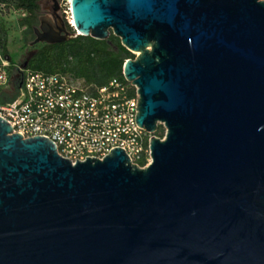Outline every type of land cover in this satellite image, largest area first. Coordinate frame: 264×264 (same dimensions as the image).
<instances>
[{"label":"water","instance_id":"obj_1","mask_svg":"<svg viewBox=\"0 0 264 264\" xmlns=\"http://www.w3.org/2000/svg\"><path fill=\"white\" fill-rule=\"evenodd\" d=\"M72 15L75 33L42 18L33 45L119 38L151 162L73 163L0 117V264H264V0H72Z\"/></svg>","mask_w":264,"mask_h":264},{"label":"built area","instance_id":"obj_2","mask_svg":"<svg viewBox=\"0 0 264 264\" xmlns=\"http://www.w3.org/2000/svg\"><path fill=\"white\" fill-rule=\"evenodd\" d=\"M67 25L75 28L72 0H58ZM4 12V8H0ZM0 13V14H1ZM23 16H26L23 13ZM10 61L0 54V90L10 83ZM139 95L114 79L96 93L70 76L25 72L18 98L0 102V117L25 138L44 136L73 163L104 159L121 148L131 160L151 162L150 140L137 124ZM148 142V147L146 143Z\"/></svg>","mask_w":264,"mask_h":264},{"label":"trees","instance_id":"obj_3","mask_svg":"<svg viewBox=\"0 0 264 264\" xmlns=\"http://www.w3.org/2000/svg\"><path fill=\"white\" fill-rule=\"evenodd\" d=\"M43 0H0V8L8 7L11 2L26 16L19 20V26L35 34L39 23V13ZM71 33L74 29L67 25ZM0 54L9 56L8 39L5 26L0 24ZM136 56L128 51L121 40L114 35L106 41H99L92 37L80 36L65 43L43 44L35 54L24 63L23 70L18 68V63L10 59V83L7 88L0 90V102L9 103L20 95L21 82L25 72L42 73L46 75L70 76L82 82L92 93L110 84L114 79L127 85L132 94L136 93L124 77L123 70L127 60ZM165 128L160 126L155 134L163 139ZM148 147V142L146 143ZM140 167H145L146 161L137 162Z\"/></svg>","mask_w":264,"mask_h":264},{"label":"rangeland","instance_id":"obj_4","mask_svg":"<svg viewBox=\"0 0 264 264\" xmlns=\"http://www.w3.org/2000/svg\"><path fill=\"white\" fill-rule=\"evenodd\" d=\"M5 7L4 12L0 14V24L5 26L8 39L9 56L4 57L10 61L13 59L18 63V68L23 70L24 63L31 58L35 52L40 49L43 44L33 45L36 40V35L32 34L26 28L19 26V20L24 18L23 12L16 8V4L11 2ZM53 8L52 0H43L41 2V11L39 19L50 18L51 10ZM63 15V13H62ZM65 21V17L63 15ZM67 24V23H66ZM40 27V22L36 28Z\"/></svg>","mask_w":264,"mask_h":264},{"label":"flooded vegetation","instance_id":"obj_5","mask_svg":"<svg viewBox=\"0 0 264 264\" xmlns=\"http://www.w3.org/2000/svg\"><path fill=\"white\" fill-rule=\"evenodd\" d=\"M52 2H53V8L51 10V15H52L51 20L56 26H58L59 23L62 20H64L63 15H62V10H61L60 3L58 0H57V3H55L54 0H52ZM39 22L41 23V19H39Z\"/></svg>","mask_w":264,"mask_h":264}]
</instances>
